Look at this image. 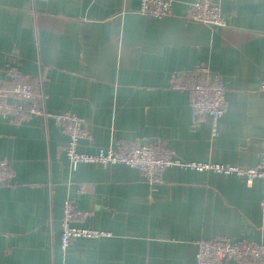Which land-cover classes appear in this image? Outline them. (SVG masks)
I'll return each mask as SVG.
<instances>
[{
  "label": "crops",
  "instance_id": "1",
  "mask_svg": "<svg viewBox=\"0 0 264 264\" xmlns=\"http://www.w3.org/2000/svg\"><path fill=\"white\" fill-rule=\"evenodd\" d=\"M139 13V0H0V86L6 68L41 79L48 118L0 112V264H194L195 242L264 244V179L169 167L149 186L134 168L71 165L52 116L70 112L90 137L77 150L122 143L170 150L184 162L257 166L264 149V0H217L225 26ZM200 64L220 78L227 108L193 123L171 76ZM108 233L60 249L65 199ZM222 264H238L225 261Z\"/></svg>",
  "mask_w": 264,
  "mask_h": 264
},
{
  "label": "built area",
  "instance_id": "2",
  "mask_svg": "<svg viewBox=\"0 0 264 264\" xmlns=\"http://www.w3.org/2000/svg\"><path fill=\"white\" fill-rule=\"evenodd\" d=\"M171 2V0H139L138 11L151 19L175 18ZM179 18L214 28L225 26L217 0H195L188 12ZM3 72L8 76V81L5 86H0V112L39 116L44 119L50 117L45 110V94L40 78L34 83L27 81L15 67L6 68ZM170 86L175 91L186 93L193 123H198L205 117L210 118L214 135L217 124L227 108L225 89L220 78L211 72L207 65L200 64L191 71L172 74ZM259 90L264 94V78ZM52 118L55 125L67 137L64 153L71 165L122 164L136 169L143 176L144 182L151 187L161 181L163 171L169 167L197 171L212 170L216 174L240 177L247 183L254 179H264V149L260 152L257 166L252 168L184 162L174 157L170 150L149 143H120L110 145L96 153L86 154L77 150L79 142L88 140L90 137L86 125L70 112L54 115ZM12 177L9 162L0 159V186L9 183ZM260 211L264 220V200L260 203ZM89 215L87 212L77 210L71 199L64 200L60 219L59 246L61 250L65 251L76 239L100 238L109 235L103 231L80 228L75 225ZM195 246L194 264H222L225 261L238 264H264V244L262 243L214 239L197 241Z\"/></svg>",
  "mask_w": 264,
  "mask_h": 264
},
{
  "label": "water",
  "instance_id": "3",
  "mask_svg": "<svg viewBox=\"0 0 264 264\" xmlns=\"http://www.w3.org/2000/svg\"><path fill=\"white\" fill-rule=\"evenodd\" d=\"M145 143H147V142H145ZM149 143V142H148Z\"/></svg>",
  "mask_w": 264,
  "mask_h": 264
}]
</instances>
